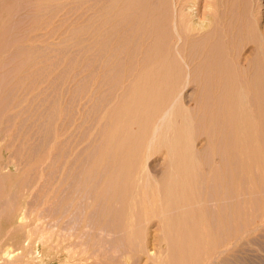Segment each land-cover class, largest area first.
Returning a JSON list of instances; mask_svg holds the SVG:
<instances>
[{"label": "rangeland", "instance_id": "1", "mask_svg": "<svg viewBox=\"0 0 264 264\" xmlns=\"http://www.w3.org/2000/svg\"><path fill=\"white\" fill-rule=\"evenodd\" d=\"M262 4L264 5V0ZM198 6L201 9L202 2ZM126 8L122 0L118 3L115 0H0V72L7 73L0 74V235L5 234L6 238L13 240L15 234L23 235L27 227L33 226L36 220L39 222L36 223L37 229L54 227L64 235L69 234L71 237L67 246H72L70 248L71 251L74 250L73 253L79 254L81 251L83 256L88 253L101 256L102 259L95 264H126V256H129L130 264H153L155 261V264H186L183 255H179V248L175 250V246L162 255L167 250V241L159 238L168 226L163 227L158 216L150 218L149 215L139 213L141 203L148 198L143 197L138 184L156 188L160 201L168 196L169 202L163 208V215L170 218V222L181 224V234L178 233L177 239H173L174 242L178 241V245L184 240L187 242V232L183 230H189L193 220L190 217L192 211L209 191L223 194V204L227 206L225 217L232 225L230 222L225 225L227 234L234 228L232 221L238 223L236 227L240 228V223L243 226L246 219L249 221L252 215L253 218L258 216L260 203L263 205L260 201L263 192L257 166H253L250 171L251 179L254 180L250 185L255 184L256 192L245 188L244 182L247 180L241 174L239 177H243L244 186H241L242 193L239 192L238 202L233 203L229 199L228 188H220L218 185L222 181L227 185L232 167L240 160V143L236 137L235 122L239 95L256 126L252 136L249 138L248 135L246 138H252L255 146L261 150L263 158L260 159L264 160V52L259 53L257 50L261 41L258 24L260 21L261 24L264 23V7L261 10L259 8L257 13L259 23L255 21L253 26L250 25L255 30L250 29L252 32L249 31L246 35L243 33L228 37L226 33L221 36L217 30L213 32L214 36L211 33L206 39L203 36L196 38L197 41L194 42L198 43L197 48L200 50H196L197 43L194 44L191 55H199L200 52V56L195 55L198 63L190 66L184 65V60L179 58L172 47L169 48L172 46L171 37L166 34H159V37L157 34L151 40L147 35L139 33L129 37L131 40L127 38L124 25ZM163 24L164 22L162 27ZM219 40L221 43L217 44ZM163 45L169 49L165 51ZM207 49L208 55L204 54ZM163 56L167 58L164 59ZM179 61L183 63L180 64ZM169 74L170 77L172 75L171 78ZM141 91L143 92L140 93ZM116 114L118 119L115 118ZM184 148L190 156L193 154L192 157L197 162L193 164L194 168H188V173L181 164L180 150ZM126 152L127 156L129 154L128 158ZM175 158L178 159L175 161ZM179 178H185L181 186L185 196L176 202L175 193H169L167 188L172 180L177 182ZM162 186L165 187L164 194L161 193ZM189 195L192 196L189 198ZM131 203L135 205L133 219L131 218L137 231L134 227L133 230L138 233L135 235H128L125 231L127 208ZM185 204L190 205L191 209ZM241 206L244 209L239 212L243 216L239 213L237 217V209L240 210ZM19 217H23V220ZM174 223L169 225L173 229L176 227ZM259 235L242 247L241 254L239 252L243 257V264H264V250H261L264 246V234ZM258 239L262 243H258ZM168 240L172 239L169 237ZM258 244L262 245L259 247ZM147 246L153 248L152 251L156 248L157 252L151 254L155 253L157 260L154 255L155 259L146 253ZM19 256L21 253L17 250L12 259ZM166 256L169 260L174 258V261L162 260ZM45 261L41 264H50ZM80 264L89 263L83 260Z\"/></svg>", "mask_w": 264, "mask_h": 264}, {"label": "bare ground", "instance_id": "2", "mask_svg": "<svg viewBox=\"0 0 264 264\" xmlns=\"http://www.w3.org/2000/svg\"><path fill=\"white\" fill-rule=\"evenodd\" d=\"M114 2V0H112ZM118 1L119 0H115ZM121 1V0H120ZM125 4V6H127V8L125 9L126 11V16H125V23L124 25H126L125 27V30H126V34H127V38H132V36L134 35L135 36V33H139V34H142V36H148V38L151 40L153 37H155L157 34V36L159 37V34H166L167 36H170L171 37V44L172 46H169L172 47V49H174V51L177 53V55L179 56V58L182 60H184V65H194L197 60L195 61V55L197 56L198 54H195V55H191V52L193 50V47H194V44H196L194 42L197 41V39H200L201 36H203L205 39L207 36H209L211 33L212 35L214 36L213 32L215 33V31H219L220 34H222L221 36H225L226 33H228V37H232L233 35L235 34H243L246 35L245 33L249 32L250 29L253 30L255 27L253 28H250L252 25L253 26V23H255V21L257 22V24L259 23V17L257 18V13H259V8L261 10V7H264V5L262 4V1L263 0H122ZM202 2V10L200 9V7L198 6L199 3ZM24 2V1H23ZM27 3V1H25ZM119 3H122V2H119ZM171 3V5H170ZM123 4V3H122ZM201 6V5H200ZM23 8V7H22ZM262 13V11H261ZM261 16V15H260ZM261 19V18H260ZM17 20V19H16ZM19 22V20H18ZM164 22L163 24V27H162V23ZM17 23V22H16ZM252 23V24H251ZM19 24V23H18ZM165 24H167L166 28H165ZM255 25V24H254ZM11 27V26H10ZM15 27V26H14ZM258 27H259V30L260 32H258V35L260 33L261 35V38H260V43L259 45L257 46V50L259 53H263L264 52V43H262L264 41V23L261 24V21L260 23L258 24ZM7 28V26H6ZM4 30V28H3ZM7 30V29H6ZM6 30H4L5 32H7ZM9 30V29H8ZM255 30V29H254ZM253 30V31H254ZM218 32V33H219ZM252 32V31H250ZM257 32V31H256ZM15 33V32H14ZM217 33V32H216ZM6 34V33H5ZM12 35V34H10ZM14 35V34H13ZM12 35V36H13ZM218 35V34H217ZM251 35V34H250ZM257 35V33H256ZM9 36V34L7 35ZM146 36V37H147ZM166 36V37H167ZM239 36V35H238ZM139 37V36H138ZM145 37V38H146ZM164 37V38H166ZM200 37V38H199ZM227 37V36H226ZM234 37V36H233ZM257 37V36H256ZM259 37V36H258ZM17 38V37H16ZM129 38V39H130ZM141 38V37H140ZM143 38V37H142ZM147 38V39H148ZM209 38V37H208ZM220 38V37H219ZM224 38V37H223ZM14 40V38H12ZM168 41L170 42V38L168 37L167 38ZM166 39V40H167ZM221 39V38H220ZM131 40V39H130ZM140 40V39H139ZM157 40V39H156ZM166 40H163V41H166ZM256 40V39H255ZM1 41V40H0ZM162 41V40H161ZM258 41V40H257ZM155 42V40H154ZM160 42V41H159ZM199 42V41H198ZM201 42V41H200ZM199 42V43H200ZM11 43V42H9ZM150 43V42H149ZM205 43V41H204ZM212 43V42H211ZM217 43V42H215ZM220 40H219V43L217 44H220ZM223 43V41H222ZM257 43V42H256ZM170 44V45H171ZM207 44V43H206ZM5 45V44H4ZM151 45V44H150ZM169 45V44H167ZM197 45L198 43L196 44V50H200V48H197ZM204 45V44H203ZM202 45V46H203ZM211 45V44H210ZM223 45V44H222ZM6 46V45H5ZM164 46V45H163ZM201 46V47H202ZM206 46V45H205ZM213 46V45H212ZM215 46V45H214ZM221 46V45H219ZM143 47V46H142ZM155 47V46H154ZM165 47V46H164ZM204 47V46H203ZM211 47V46H209ZM162 48V46L160 47ZM168 48V46H167ZM167 48L165 47V51H167ZM168 48V49H169ZM195 48V47H194ZM208 48V47H206ZM205 48V50H206ZM221 48V47H220ZM4 49V48H2ZM146 49V48H145ZM149 49V48H148ZM152 49V48H151ZM150 49V50H151ZM157 49V48H156ZM210 49V48H208ZM208 49L207 51L204 52V54H207L208 55ZM217 49V48H216ZM219 49V48H218ZM1 50V48H0ZM143 50V48H142ZM147 50V49H146ZM157 51V50H156ZM163 51V48L162 50ZM174 51H171L174 53ZM203 51V50H202ZM218 51V50H217ZM155 52V51H154ZM196 52V51H195ZM209 52H212L209 51ZM224 52V51H223ZM143 53H146L143 52ZM151 53V51H150ZM159 53V52H158ZM4 54V53H3ZM165 54V52H164ZM202 54V53H201ZM209 54H212V53H209ZM257 54V53H256ZM14 55V54H13ZM168 55V54H167ZM176 55V56H177ZM214 55V54H213ZM166 56V54H165ZM172 56V54H171ZM200 56V52H199V55ZM202 56V55H201ZM204 56V55H203ZM217 56V54H216ZM220 56V55H219ZM218 56V58H220ZM5 57V56H4ZM150 57V55H149ZM207 57V56H206ZM210 57V56H209ZM225 57V56H224ZM11 58V57H10ZM15 58V57H14ZM13 58V60H14ZM155 58V56H154ZM164 58V56H163ZM167 58V57H166ZM164 58V59H166ZM197 58V57H196ZM233 58V57H232ZM235 58V57H234ZM172 59V58H171ZM174 59V57H173ZM212 59V58H211ZM227 59V58H225ZM259 59V58H258ZM262 59V57H261ZM169 62H170V59H168ZM177 61V59H175ZM179 60V59H178ZM202 60V59H201ZM204 60V59H203ZM206 60V58H205ZM10 61V60H9ZM7 61V62H9ZM159 61V60H158ZM158 61L157 64H158ZM160 61H162L160 59ZM209 61V60H207ZM222 61V60H221ZM226 61V60H225ZM229 61V60H228ZM227 61V62H228ZM232 61V60H231ZM236 61V60H235ZM151 62V60H150ZM163 62V61H162ZM165 62V61H164ZM167 62V61H166ZM178 62V61H177ZM180 62V61H179ZM206 62V61H205ZM217 62V59L216 61ZM237 62V61H236ZM251 62V61H250ZM260 62H262V60H260ZM11 63V62H9ZM183 62L181 61L180 64H182ZM198 63V62H197ZM196 63V64H197ZM204 63V61H203ZM209 63V62H208ZM220 63V60L217 64ZM225 63V62H223ZM6 64V63H5ZM8 64V63H7ZM6 64V65H7ZM152 64V63H151ZM156 64V65H157ZM164 64V63H163ZM167 64H170V63H167ZM166 64V65H167ZM175 64V62H174ZM173 64V66H174ZM230 64V62H229ZM234 64V62H233ZM255 64V63H254ZM155 65V66H156ZM165 65V66H166ZM203 65V64H202ZM205 65V64H204ZM208 65V64H207ZM226 65V63L224 64ZM3 65L1 64V67ZM154 66V64H153ZM171 66V65H170ZM170 66H168L170 68ZM206 66V65H205ZM240 66V65H239ZM13 67V65H12ZM157 67V66H156ZM167 67V66H166ZM177 67V66H176ZM187 67V66H186ZM209 67V66H208ZM214 67V65H213ZM212 67V68H213ZM218 67V65H217ZM233 67V66H232ZM158 68H159V65H158ZM174 68V67H173ZM179 69V64H178V67ZM181 68V66H180ZM196 68V67H195ZM204 68V66H203ZM225 67H223L224 69ZM228 68V67H227ZM248 68V67H247ZM1 69V68H0ZM10 69V67H9ZM183 68H181L180 71H182ZM207 69V68H206ZM222 69V68H221ZM239 69V68H238ZM245 69V68H243ZM242 69V70H243ZM8 70V68L6 69ZM200 70V68H199ZM205 70V68H204ZM218 70V68H217ZM235 70V69H234ZM5 71V70H4ZM198 71V70H197ZM202 71V70H201ZM226 71V70H225ZM8 72V71H7ZM10 72V71H9ZM166 72V71H165ZM208 72V71H207ZM235 72V71H234ZM3 73V71H2ZM0 72V74H2ZM169 73V72H168ZM219 73H221V71L219 70ZM3 74H7V73H3ZM10 73H8L9 75ZM166 76H167V73H165ZM214 74V73H212ZM216 74V73H215ZM223 74V73H222ZM148 75V74H147ZM146 75V76H147ZM208 75V74H207ZM236 75V74H235ZM4 78V75H1V78ZM7 76V75H6ZM5 76V78H6ZM149 76V75H148ZM214 76V75H213ZM223 76V75H222ZM240 76V75H239ZM169 77H170V74H169ZM172 77V75H171ZM170 77V78H171ZM210 77V75H209ZM218 77V76H217ZM237 77V75H236ZM207 78V77H206ZM144 79V77H142V80ZM210 79H213V78H210ZM230 79V77H229ZM141 80V79H140ZM166 80V79H165ZM226 80V79H225ZM240 80V79H239ZM153 81V80H152ZM208 81V80H206ZM216 81V80H215ZM219 81V80H218ZM232 81V80H231ZM238 82V80H236ZM235 81V82H236ZM247 81V80H246ZM249 81H250V78H249ZM248 81V82H249ZM138 82V81H137ZM141 82V81H140ZM151 82V80H150ZM161 82V81H160ZM164 82V81H163ZM213 82V81H212ZM243 82V81H242ZM253 82V80H252ZM146 83V82H145ZM159 83V82H158ZM220 83V82H219ZM239 83V82H238ZM141 84V83H140ZM147 84V83H146ZM151 84V83H149ZM148 84V85H149ZM156 84V83H155ZM167 84V83H165ZM163 84V86L165 85ZM223 84V83H222ZM136 85V84H135ZM154 85V83H153ZM157 85V84H156ZM161 85V84H160ZM227 85V84H226ZM235 87H237L236 83L234 84ZM246 85V84H244ZM248 85V83H247ZM4 86V84H3ZM133 86V85H132ZM145 86V85H144ZM230 86V85H229ZM141 87V86H139ZM161 87V86H160ZM167 87V86H166ZM245 87V86H244ZM133 88V87H131ZM137 88V86H136ZM157 88V87H156ZM159 88V87H158ZM148 89V88H147ZM155 89V87H154ZM166 89V88H165ZM144 90V89H143ZM150 90V88H149ZM148 90V91H149ZM152 90V89H151ZM158 90V89H156ZM167 90V89H166ZM237 90V89H236ZM134 91V90H133ZM139 91V90H138ZM145 91V90H144ZM153 91V90H152ZM160 91V90H159ZM241 91V89L239 90ZM247 91V90H246ZM143 91H141L140 93H142ZM162 92V91H160ZM242 92V91H241ZM139 93V92H137ZM136 93V94H137ZM147 93V92H146ZM150 94L152 92H149ZM243 93V92H242ZM241 93V94H242ZM233 94V93H232ZM244 94V93H243ZM146 95V94H145ZM149 95V94H148ZM155 94H153L154 96ZM158 95V94H157ZM237 95V94H236ZM130 96L133 97L132 94H130ZM137 96V95H136ZM142 96V95H141ZM144 96V95H143ZM161 98L163 97L162 95H159ZM129 97V95H128ZM139 97V95H138ZM136 98V99H139V98ZM147 99H148V96H146ZM158 97V96H157ZM237 97V96H236ZM131 97H129L130 99ZM153 98V97H152ZM159 98V97H158ZM156 98V99H158ZM233 98V97H232ZM231 98V99H232ZM235 98V97H234ZM135 99V101H136ZM146 99V100H147ZM159 100V99H158ZM157 100V101H158ZM130 101V100H129ZM127 101V102H129ZM133 101V100H132ZM143 101V100H142ZM141 101V102H142ZM149 101V100H148ZM155 101V99H154ZM163 101V100H162ZM161 101V102H162ZM237 101L239 103V105H237L238 107V112H236V125H237V129H236V137L238 138L237 141H239L240 143V160L237 162V164L234 165V167H232L231 169V178L230 180L227 182V185H224L223 184V181L221 183H219V187H223V188H228V192H229V199L232 200L233 203L235 202H238L239 201V192H241V186H242V180L243 177H239L241 176V174L244 175L245 179L247 180V182H244V185H245V188L249 191L251 190H254L256 188L255 184H251L254 180L251 179V175H250V171L251 169L253 168V166H257L260 170V175H261V181H262V184H260L261 186V189H262V192H263V195L260 199V201L263 203V205H261L260 203V211L258 213V216L256 217L255 215V218L254 215H252V218L249 219H246V223H245L243 226H242V223H240L241 225L240 228L236 227V224L235 222L232 221V223L234 224V228L232 230H230V232L227 234L226 230L225 229V225H227L230 220L228 219L227 220V217H225L226 215V211L227 209H225L227 206L223 204V194L222 192H220V194H215V192H212V191H209L208 194L204 195L200 202L198 204H196L197 206L194 208V210L192 211V215L190 216L193 220H192V225L190 227L189 225V230L187 231L186 230H183V231H186V241H182L183 243L185 242L186 244H177V242L174 240L177 239V236L179 231H180V226L179 224H175L174 221H171L172 223H174L173 225L176 226L174 229L173 227L171 228L169 225L172 226V223L170 222V218L168 217H165L163 215V208L164 207H167L168 205V196H166L164 198V200L162 199V201L159 200V197L156 193V188H154L152 185H144V184H138V186H140V188L142 189V193H143V197H146V199L148 198V200H145L141 203V207L139 209V213H143L144 215H149L150 218L151 216H158L160 217V223L163 225V227L165 226H168L166 227V231L165 233L162 235V237L160 236L159 240L162 239V240H165L167 241V250H165L162 255H165L166 254V251H171V249H173V247L175 246V250H177V248H179V255L180 257H184L185 260H186V264H243V257H241V250H242V247L244 245H247L249 244L250 242H252V240L254 238H256V236H258L259 234H264V163L262 162V160L260 159L261 157V150L255 146L254 144V141L252 140V138L249 140L247 139L246 137L248 136L249 138L252 136V133L255 131L256 129V126H254V121L252 119V115H250L249 111L245 108V105L243 103V99H241L240 95H239V98H237ZM139 102V101H138ZM152 102H153V99H152ZM248 102V101H247ZM137 103V102H136ZM146 103V102H145ZM158 103V102H157ZM123 104V103H122ZM124 104H126L124 102ZM151 104V101L150 103ZM154 104V103H153ZM235 104V103H234ZM233 104V106H234ZM125 106V105H124ZM127 106V105H126ZM125 106V107H126ZM138 106V105H136ZM140 106V105H139ZM122 107V106H121ZM129 107V106H128ZM128 107L126 110H128ZM157 107V106H156ZM123 108V107H122ZM141 108V107H139ZM145 108V106H144ZM149 108V107H148ZM153 108V106L151 107ZM125 109V108H124ZM146 109V108H145ZM144 109V110H145ZM141 110V109H140ZM140 110L138 112H140ZM147 110V109H146ZM175 110V109H174ZM179 110V109H178ZM227 110V109H226ZM233 110V108H232ZM237 110V109H235ZM137 111V110H135ZM117 113V111H115ZM119 112V111H118ZM143 112V110H142ZM226 112V111H225ZM132 113V111L130 112V114ZM135 113V112H134ZM132 114V115H135V114ZM148 113V112H147ZM176 113H179L176 112ZM233 113V112H232ZM143 114H145L143 112ZM228 114V113H227ZM131 115V116H132ZM142 115V113H141ZM146 115V114H145ZM187 115V114H186ZM234 115V114H233ZM232 115V116H233ZM256 115V114H255ZM116 119L117 118V114L115 115ZM139 116V115H138ZM144 116V115H143ZM150 116V114H149ZM176 116V115H175ZM180 116V115H179ZM230 116V115H229ZM133 117V116H132ZM131 117V118H132ZM147 117V116H145ZM126 118V117H125ZM139 118V117H138ZM144 118V117H143ZM148 118V117H147ZM169 118V117H168ZM167 118V119H168ZM182 118V117H181ZM141 119V118H140ZM123 120V119H122ZM129 120V119H128ZM139 120V119H138ZM183 120V119H181ZM133 121V120H132ZM142 121V120H140ZM169 121V119H168ZM117 122H119L117 120ZM114 121V123H117ZM167 122V120H166ZM234 122V123H235ZM254 122V123H253ZM121 123V121H120ZM257 124V123H256ZM128 125V124H127ZM168 125V124H167ZM187 125V124H186ZM231 125H232V122H231ZM123 126V125H122ZM115 127V126H114ZM117 127V126H116ZM167 127V126H166ZM186 127V126H185ZM255 127V129H254ZM112 128V127H111ZM124 128V127H122ZM157 128V127H156ZM155 128V129H156ZM170 128V127H169ZM176 128V127H175ZM187 128V127H186ZM155 129L153 131H155ZM158 129V128H157ZM167 129V128H166ZM181 129V128H180ZM184 129V128H183ZM254 129V131H253ZM111 130V129H110ZM113 130V129H112ZM176 130V129H175ZM122 131V130H121ZM125 131V130H124ZM152 131V132H153ZM110 132V131H108ZM112 132V131H111ZM179 132V131H178ZM183 132V131H182ZM115 133V131H114ZM129 133V132H128ZM155 133V132H153ZM173 133V132H172ZM177 133V131L175 132ZM174 133V134H175ZM130 134V133H129ZM128 134V135H129ZM167 134H168V131H167ZM173 134V135H174ZM110 135V133H109ZM151 135H153L151 133ZM151 135L149 136V139L151 137ZM155 135V134H154ZM164 135V134H163ZM191 135V134H190ZM158 136V134H157ZM156 136V137H157ZM171 136V135H170ZM175 136V135H174ZM109 137V136H108ZM129 137V136H128ZM132 136H130L131 138ZM155 137V138H156ZM191 137V136H190ZM235 137V138H236ZM111 138V137H110ZM186 138V137H185ZM154 139V137H153ZM158 139V137H157ZM180 139V138H179ZM152 140V139H151ZM183 140V139H182ZM125 141V140H124ZM127 141V140H126ZM125 141V142H126ZM133 141V140H132ZM131 141V142H132ZM236 141V142H237ZM149 143H151L150 141H148ZM157 142V141H156ZM161 142V141H160ZM174 142V141H173ZM176 143V142H174ZM257 142V141H256ZM255 142V143H256ZM149 143H148V147L149 146ZM153 143V141H152ZM159 143V142H158ZM140 144V143H139ZM236 144V143H235ZM262 144V143H261ZM175 145V144H174ZM233 145V144H232ZM137 146V145H136ZM249 146V147H247ZM140 147V146H139ZM142 147V146H141ZM183 147V145H182ZM152 148V147H151ZM154 148V146H153ZM189 148V147H188ZM140 149V148H139ZM147 150L149 148H146ZM232 149V148H231ZM237 149V148H235ZM131 150V149H130ZM128 150V151H130ZM134 150V149H133ZM136 150V149H135ZM137 150H138V147H137ZM127 151V150H125ZM141 151V150H140ZM143 151V149H142ZM235 151V150H234ZM134 152V151H133ZM173 152V151H172ZM187 152V153H186ZM236 152V151H235ZM238 152V150H237ZM127 153L126 152V156H127ZM131 155H132V152L130 151ZM180 153L181 156H182V159H181V164L182 166H184V169H185V172L188 173V168L191 166H193L194 168V163H197L196 161H194V158L192 157V155L190 156L188 151L186 150V148L180 150ZM186 153V154H185ZM140 154V153H139ZM144 154V153H143ZM136 155V153H135ZM177 155V154H176ZM239 155V154H238ZM129 156V154H128ZM127 156V158H128ZM137 156H138V153H137ZM170 156V155H169ZM196 156V154L194 155ZM139 157V156H138ZM172 157V156H171ZM176 157V156H175ZM132 158V157H131ZM134 158V157H133ZM197 158V157H196ZM263 158V157H261ZM137 159V158H136ZM176 159L178 158H175V161ZM237 159V158H236ZM126 160V158L124 159V161ZM128 160V159H127ZM132 160V159H131ZM173 160V159H172ZM264 161V160H263ZM136 162V160H135ZM178 163V162H177ZM124 164H127L126 162ZM184 164V165H183ZM199 164V162H198ZM196 164V168H197V165ZM171 165V164H170ZM127 166V165H125ZM174 166V165H173ZM181 166V167H182ZM139 167V166H138ZM143 168V167H142ZM171 168V167H170ZM180 168V167H179ZM182 169V168H181ZM143 170V169H142ZM168 170V169H167ZM175 170V169H174ZM179 170V169H178ZM192 170V169H191ZM177 171V170H176ZM213 171V170H212ZM216 170H214L215 172ZM210 172V171H209ZM257 172V170H256ZM141 173V172H140ZM139 173V174H140ZM191 174V173H190ZM214 174V173H213ZM256 174V173H255ZM129 175V174H128ZM173 175V174H172ZM227 175V174H226ZM167 176V175H166ZM191 176V175H190ZM189 176V177H190ZM197 176V175H196ZM212 176V175H211ZM133 177V176H132ZM131 177V178H132ZM174 177V176H173ZM182 177V176H181ZM193 176H191L192 178ZM195 177V176H194ZM213 177V176H212ZM226 177V176H225ZM224 177V178H225ZM144 178V177H143ZM142 178V179H143ZM147 178V177H146ZM164 178V176H163ZM169 178V177H167ZM188 178V176H187ZM198 178V177H196ZM210 178V177H209ZM219 178V177H218ZM217 178V179H218ZM259 178V177H258ZM180 179V178H179ZM195 179V178H194ZM193 179V180H194ZM212 179V178H210ZM214 179V178H213ZM131 180V179H130ZM134 180V179H133ZM149 180V179H148ZM169 180V179H168ZM196 180V179H195ZM220 181V179H218ZM146 181V179H145ZM165 181V180H164ZM185 181V178H182L180 180H177L174 181L172 180L171 183L168 185V188H167V191L170 193V191L174 192L176 197H175V201L177 202L179 199H181L184 195L185 192H183V189H181V186L183 185V182ZM217 181V180H216ZM190 182V180H189ZM193 182V181H192ZM195 182V181H194ZM214 182V181H213ZM225 182V180H224ZM130 183V182H129ZM144 183V182H143ZM164 186L166 185V181L164 182ZM127 184V182H126ZM131 184V183H130ZM162 184H163V181H162ZM259 184V183H258ZM125 185V184H124ZM160 185V184H159ZM189 185V184H188ZM192 185V184H191ZM243 185V186H244ZM131 186V185H129ZM242 186V187H243ZM137 187V185H136ZM158 187V186H157ZM186 187H189L186 185ZM194 187V186H193ZM124 188V187H123ZM133 188V187H131ZM163 188V186H162ZM165 188V187H164ZM164 188H163V192L161 191V193L164 194ZM190 188H188L187 190H189ZM243 189V188H242ZM130 189L128 188V191ZM137 190V189H136ZM162 190V189H161ZM186 190V191H187ZM212 190V188H211ZM216 192L217 189L215 188ZM126 191V190H125ZM124 191V193H125ZM133 191V189H132ZM139 191V190H138ZM214 191V189H213ZM223 191V190H222ZM245 191V189H244ZM255 191V190H254ZM256 192V191H255ZM131 193V191H130ZM188 193V192H187ZM190 190H189V194H190ZM242 193V192H241ZM253 193V191H252ZM122 194V193H121ZM129 194V193H127ZM134 194V193H133ZM173 194V193H172ZM246 194V193H245ZM250 194V193H249ZM243 195V194H241ZM123 196V195H122ZM126 196V195H125ZM129 196V195H128ZM140 196V195H139ZM164 197V195H162ZM161 196V197H162ZM192 195H189V198L191 197ZM197 196V195H196ZM195 196V197H196ZM249 196V195H248ZM141 197V196H140ZM199 197V196H198ZM185 198V197H184ZM183 198V200H185ZM135 199V198H134ZM137 199H139L137 197ZM141 199V198H140ZM139 199V200H140ZM132 200V199H131ZM138 200V201H139ZM194 200V198H193ZM198 200V198L196 199ZM127 201V200H126ZM182 201V200H181ZM199 201V200H198ZM259 201V202H260ZM134 202V201H133ZM191 202V201H190ZM193 202V201H192ZM128 203H129V200H128ZM138 203V202H137ZM135 203V204H137ZM185 203V202H184ZM195 203V202H194ZM183 204V202H182ZM187 204V203H186ZM185 204V205H186ZM240 204V203H239ZM124 205V204H123ZM127 205V204H126ZM139 205V204H138ZM173 205V204H172ZM175 205V204H174ZM189 205V204H188ZM192 205V204H191ZM194 205V204H193ZM238 205V204H237ZM242 205V204H241ZM135 205L133 203H131L128 208H127V218L125 220V231L128 235H135L137 232H135L133 230V227L135 228L136 226H133V223L134 222L132 220L131 222V218H132V215H134L133 212V207ZM177 206V205H176ZM187 206V205H186ZM190 206V205H189ZM187 206V207H189ZM235 206V205H234ZM244 206V205H243ZM175 207V206H174ZM181 207V206H179ZM237 207V206H236ZM259 207V206H257ZM124 208V207H123ZM172 208V207H171ZM170 208V209H171ZM176 208V207H175ZM183 208V207H182ZM190 208V207H189ZM241 208L240 210H238L237 208V217H238V214L240 213L239 211H242V209H244L242 206L239 207ZM136 209V208H135ZM174 210V208H172ZM186 210V208H184ZM191 209V208H190ZM189 209V210H190ZM229 209V208H228ZM259 209V208H258ZM135 211V210H134ZM229 211V210H228ZM190 212V211H189ZM188 212V213H189ZM235 212V211H234ZM33 213V212H32ZM30 213V214H32ZM37 213V212H36ZM184 213V212H183ZM230 213L232 214L233 213V209L232 211H230ZM246 212H244L245 214ZM35 214V213H34ZM142 214V216H144ZM173 214V213H172ZM176 214V213H175ZM187 214V213H185ZM230 214V215H231ZM242 215V213H240ZM125 215V214H124ZM136 215V214H135ZM235 215V213H234ZM250 215V213H249ZM20 216V215H19ZM27 216V215H25ZM174 216V214H173ZM187 216V215H186ZM243 216V215H242ZM241 216V217H242ZM245 216H247V213L245 214ZM24 217V216H23ZM23 217H19V218H22L23 220ZM122 217V216H121ZM185 217V215H184ZM251 217V216H250ZM19 218L17 220H19ZM27 218V217H26ZM31 218V217H30ZM37 218V217H36ZM125 218V217H123ZM149 218V217H148ZM183 218V217H182ZM245 218V217H244ZM248 218V217H246ZM133 219V218H132ZM142 219H144L142 217ZM174 219V217H173ZM184 219V218H183ZM232 219V217H231ZM21 220V219H20ZM40 220V218H39ZM121 220V219H120ZM138 220V219H137ZM136 220V221H137ZM146 220V219H145ZM190 220V219H189ZM124 221V220H123ZM179 221V220H178ZM184 221V220H183ZM186 221V219H185ZM184 221V223H185ZM239 221V220H237ZM38 222V221H37ZM36 220L34 221V224L33 226L31 225V227H27V229L25 230L24 234L22 235H19L18 234H15L14 235V238L13 240L10 239V238H6L4 235L5 234H2L0 235V264L2 262H4V264H7V263H10V264H41V262L43 263V260H46V261H49L50 264H80L81 261H85L89 264H95L96 261L98 260H101L102 257L101 256H96V255H86V256H83L81 255V251L79 254H76L75 252L73 253L72 250L71 251V248L72 246H70L68 248L67 246V242H68V239H70V235L69 237H66V233L64 235V233L62 234V232L60 230H55L53 228H47V227H43L41 229H37V226H36ZM144 222V221H143ZM149 222V221H148ZM241 222V221H240ZM39 223V222H38ZM171 223V224H170ZM191 223V222H189ZM120 224H122L120 222ZM124 224V222H123ZM137 224H141V223H138ZM145 224V223H144ZM161 224L159 226H161ZM231 225V222L229 223ZM228 224V225H229ZM39 225V224H38ZM181 225V224H180ZM188 225V223H187ZM30 226V225H29ZM122 226V225H120ZM142 226V225H141ZM158 226V227H159ZM183 226V225H182ZM232 226V225H231ZM242 226V227H241ZM17 227V226H16ZM50 227V226H49ZM161 227V228H163ZM229 227V226H228ZM186 228V227H185ZM227 228V227H226ZM231 228V227H230ZM24 229V228H23ZM10 230V228H9ZM8 230V231H9ZM136 230V228H135ZM159 230H160V227H159ZM7 231V232H8ZM137 231V230H136ZM163 231V230H162ZM61 232V234H60ZM161 232V231H160ZM143 233V232H142ZM163 233V232H162ZM160 233V234H162ZM138 234V233H137ZM159 234V235H160ZM181 234V232L179 233ZM183 234V232H182ZM181 236V235H180ZM260 236V235H259ZM131 236L128 237V239H130ZM141 237V236H140ZM159 237V236H158ZM170 237V239L172 240H168V238ZM139 238V237H138ZM182 238V237H181ZM180 238V239H181ZM184 238V237H183ZM260 238V237H259ZM264 238V237H263ZM76 239V238H75ZM127 239V240H128ZM158 239V238H157ZM174 239V240H173ZM77 241V240H76ZM136 241V239H135ZM134 241V242H135ZM256 241V240H254ZM257 241H259L258 243H260L261 241L258 239ZM132 242V241H130ZM140 242V241H139ZM142 242V241H141ZM144 242V241H143ZM161 242V241H160ZM159 242V243H160ZM181 242V241H180ZM13 243V244H12ZM163 243V242H162ZM262 243V242H261ZM264 245V243H262ZM261 244V245H262ZM72 245V243H71ZM132 245V244H131ZM157 245V243H156ZM160 245V244H158ZM260 244H258V246L260 247L261 246ZM145 246V245H144ZM181 246V247H180ZM250 248V245H248ZM154 247V246H152ZM245 247V246H244ZM255 247V246H254ZM155 248V247H154ZM247 248V249H248ZM264 248V246H263ZM261 249V250H264V249ZM70 249V250H69ZM146 249V253L148 254H151L152 252H157L155 251H152L153 248H145ZM245 249V248H244ZM260 249V248H259ZM19 250L20 253H21V256H19V258H16V259H12L15 255V251ZM76 250V249H75ZM173 250V251H175ZM249 250V249H248ZM252 250V249H251ZM70 251V252H69ZM85 251V250H84ZM254 251V249H253ZM162 252V251H160ZM176 252V251H175ZM240 252V254H239ZM246 252V250H245ZM256 252V250H255ZM259 251H257L258 253ZM155 253H153V255L155 256ZM170 253V252H169ZM173 253V252H172ZM260 253V252H259ZM83 254V253H82ZM101 254V253H100ZM99 254V255H100ZM248 254H251L250 252ZM128 255V254H127ZM138 255V254H137ZM152 255V254H151ZM152 255V256H153ZM172 256V254H170ZM178 255V256H179ZM255 255V254H254ZM257 255V254H256ZM260 255V254H258ZM263 255V254H262ZM261 255V256H262ZM135 256V255H134ZM148 256V255H146ZM153 256V258L155 259V257ZM131 257V255H130ZM252 257V256H251ZM257 257V256H256ZM145 258V256H144ZM162 258V256H161ZM244 258L246 259V257L244 256ZM248 258V256H247ZM263 258H264V255H263ZM11 259V260H10ZM148 259V257H147ZM146 259V260H147ZM169 260V258H167V256L165 258H163L162 260ZM251 259V258H250ZM6 260H10V262H6ZM106 260V259H105ZM129 256H126L125 258V263L126 264H130L129 263ZM143 260V259H142ZM141 260V262H142ZM145 260V261H146ZM157 260V257L156 259ZM45 261V262H46ZM104 261V260H103ZM107 261V260H106ZM124 261V260H123ZM144 261V262H145ZM169 261H174V258H170ZM251 261V260H250ZM252 261H255L252 260ZM259 261V260H258ZM261 261V260H260ZM264 261V260H263ZM262 261V262H263ZM6 262V263H5ZM102 262V261H101ZM105 262V261H104ZM184 262V261H183ZM182 262V263H183ZM246 262V261H244ZM249 262V261H248ZM83 263V262H82ZM100 263V262H99ZM98 263V264H99ZM143 263V262H142ZM146 263V262H145ZM156 261L153 263L155 264ZM166 263V262H165ZM251 263V262H250ZM253 263V262H252ZM260 262H258L259 264ZM103 264V263H102ZM132 264H135V263H132ZM167 264V263H166ZM263 264V263H262Z\"/></svg>", "mask_w": 264, "mask_h": 264}]
</instances>
